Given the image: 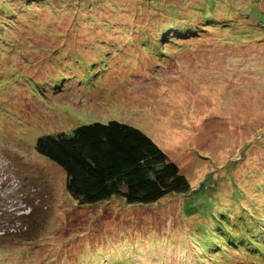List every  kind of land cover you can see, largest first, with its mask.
<instances>
[{
  "label": "rangeland",
  "instance_id": "rangeland-1",
  "mask_svg": "<svg viewBox=\"0 0 264 264\" xmlns=\"http://www.w3.org/2000/svg\"><path fill=\"white\" fill-rule=\"evenodd\" d=\"M10 1L14 12H17V16L11 14V18H20L22 15L37 18L33 13L42 16L40 23L30 26V29L25 28L27 32L18 29L15 35L8 38L11 44L17 45L14 54L23 58L21 49L25 55L28 54V39L33 42L35 37L37 45L43 47L46 24L50 22L46 26L47 30L57 27L51 23L54 22L52 18H56L54 11L60 6V0H38L28 10L24 4L33 0ZM99 1L101 8H97L100 11H92H95L93 13L100 21L108 23L110 19L125 24V19L115 18L126 11L130 13L132 6L138 11L142 22L127 25L113 22L105 29L89 19L82 25H88L84 33L81 21L62 17L56 19L59 21L58 32H54L63 31L64 34L66 29L72 31L73 27H77V38L74 40V35H69L67 39H71L67 43H74V46L84 41L85 36L81 37V34L94 38L95 48L90 46L85 51L75 48L86 55L87 63H90V57H94L97 67L104 57H116L117 68L121 73L127 72L125 78L111 71L113 65L108 67L104 75L87 77L80 73L78 79L70 77L65 73L66 70H73L75 64L81 63L80 60H74L72 57L75 56L62 57L49 66L45 55L50 53L37 49L35 44L30 56L39 57L41 64L29 62L33 57L22 60V63H15L14 60L18 58L9 57L4 62V68L10 74L0 69V264H58L61 256L66 258L74 253L70 251L72 246L69 244L64 247L70 239L78 242L89 234L90 238L95 237L96 231H103L100 224L104 222L103 218L110 220L112 216L114 207L110 210V206H115V201L80 210L69 205L66 199L56 202L58 196L55 191L60 193L64 188V174L54 166L48 167L52 172L46 178L38 171L45 160L36 152L35 142L43 131L51 133L61 129L71 133L79 125L113 119L143 128L155 122L158 124L164 118L168 125L161 122L158 127H151L156 131L153 135L158 133L165 142L166 150H171L173 159L183 170L188 172L189 167L206 165L213 171L211 177H221L216 183L222 186L227 184L222 181V176L226 178L233 174L235 179L237 169L243 167H235L228 172L229 165L238 161L242 165L249 161L259 162L263 167L253 170L255 176L251 181L258 180L264 185V141L257 142L264 138V0ZM4 7L0 0V23L9 25L10 21L4 18L8 16L2 9ZM22 8L26 9V13ZM68 9L77 13L74 6ZM90 25L96 28L90 30ZM223 27L231 30V33L235 31V35H243L245 41H235L232 36L228 40ZM4 33L7 35L10 31ZM165 34L177 40H166L163 38ZM56 39L51 40V44H58ZM104 40L109 43L103 44V50H100L98 45ZM227 40L228 45H217L225 44ZM203 41L207 44H203ZM162 42L170 48L166 52L169 56L161 57L165 50ZM74 46L70 50L72 55L76 52ZM20 65H28L27 70L30 72L26 73ZM80 66L86 74L89 66L84 63ZM134 66L137 68L133 71ZM52 71L54 73L51 74ZM136 72L139 74L136 75ZM49 76L53 77L50 81L52 87L56 84L58 90L48 95L43 93L47 83L43 80ZM11 83L13 86L9 87ZM173 112L176 120L183 122L182 125L170 123ZM188 129L190 131L186 133L189 134L183 135V131ZM247 145L249 150L245 149ZM193 148L204 151L206 157L200 161L191 153ZM204 159L207 164L202 163ZM212 162L214 164L210 165ZM208 167H202L201 173ZM196 173L188 177L195 179ZM257 173L260 175L257 176ZM205 175L206 172L202 178L206 180ZM39 186L46 188L38 191L35 187ZM53 187L54 192L51 191ZM46 189L49 198L46 197ZM212 191L208 185L203 186L190 194L187 204L194 207V201L199 200V207L213 214L221 206H217L211 198ZM184 201L183 196H169L164 200V211L146 209L144 214L119 210L123 213L121 217L124 215L123 224L129 226L141 218L149 219L156 224V229H164L166 235L169 232L176 233L171 230L179 226L183 235L176 234V237L186 240V244L194 245L187 234L189 222L182 221L180 214ZM245 201L247 204L254 203L253 194L247 195ZM156 210L166 212V220L162 219L161 212L155 213ZM239 216L247 224L246 231L237 245L232 246L235 252L231 248L227 252L223 251L225 254L222 255L228 256L225 263L246 264L248 261L247 264H264V207L259 213L249 210ZM162 242L163 239L159 244ZM205 246L208 249L210 247L209 244ZM163 250V253L154 255L153 252L144 253L137 249L132 255L116 256L110 261L111 264H159L160 260L161 264H173V254L172 257L169 255L168 247ZM216 251L221 252L219 249ZM194 252L180 247L176 254L178 264H200L202 253L195 255ZM77 254L80 256L77 264H104L110 255L98 249L83 257L84 251L80 248ZM209 264H218V261L213 258Z\"/></svg>",
  "mask_w": 264,
  "mask_h": 264
},
{
  "label": "trees",
  "instance_id": "trees-1",
  "mask_svg": "<svg viewBox=\"0 0 264 264\" xmlns=\"http://www.w3.org/2000/svg\"><path fill=\"white\" fill-rule=\"evenodd\" d=\"M37 1L38 0H33L30 3L24 4V8L28 10V8ZM40 1L42 0H39V2ZM1 2L5 5L2 9L5 11L6 15H8L4 16L5 21H10L9 25H2L0 23V55L3 56H0V69L4 73L10 74V72L4 68L6 67L4 62L9 57L18 58L17 60H14L15 63H22V60H28L29 57H33L29 62L33 61L34 65L36 63L41 64L39 57L30 56L31 53H33V49H35L34 47H36L45 53H50L45 55L49 66L50 63H55L62 57L72 56H75L72 57L74 60L78 59L77 61L80 60L81 63L89 66V69H86L85 74L81 70V63L75 64L73 70L69 69L65 72L70 77H76L78 79L80 73L87 77L96 74L104 75V73L109 70L110 65H113L111 71L113 70V73L117 72L119 76L125 78L124 76L127 72L123 71V73H121L122 71L117 68L116 63L118 61H116V57L111 55L104 57L100 61V65L97 67V62L94 57H90V63H87L85 61L86 55H83L75 48L78 47L84 51L89 50L90 46L95 48L96 45L94 38H87L86 35L81 34V37L85 36V38L84 41H79V45L74 46V43L72 45L67 43L69 41L71 42V39L67 40L69 39V35H74V40L77 38L79 34L77 27H73L72 31L66 29L64 34L63 31L61 33H55L58 30L57 22H59L56 21V19H61L62 17H66L72 21H81L80 26L83 25L84 21L86 22L91 19L92 22H96L98 26H104L105 29L107 27L109 28L114 21H111L110 19L108 20V23L104 20L100 21L93 13L95 11H92L95 9H97V12L100 11L98 10V8H101L99 0H60V6L54 11L56 13V18H52L54 19V22L51 23L54 24V26L57 25V27L47 30L46 26H49L50 22L46 24L44 28L43 47L37 45V39L35 37H33V42H31L32 39H28V54L25 55L21 49L23 58L14 54L13 51L17 48V45L15 47L11 44L8 38L11 35H15L18 29H23L27 32L25 28L30 29V26L40 23L39 20L42 16L40 13H33V16H37V18H33L31 15H19L20 18H11V14L12 16H17V12H14V7L11 5L12 2L10 0H1ZM71 6L76 8L77 13H72V11L68 9ZM24 8H22V11L26 13V9ZM52 8H54V6ZM125 9L127 8L125 7ZM108 13L111 16L109 9ZM111 17L114 18L113 16ZM139 17L138 11L131 6L130 13L126 11L124 15L115 18L116 20L125 19V24L114 23L120 25H127L132 22L140 23L142 22V19H139ZM89 28L90 30L91 28L95 29L96 26L90 25ZM87 29L88 25L82 26L84 33ZM6 30H9L11 34L9 33L5 35L4 32ZM38 30L41 31V28ZM215 30L219 29L216 28ZM223 32L228 40L232 36L235 41H245V37L241 34L235 35V31L231 33V30L223 27ZM57 37H59L61 43L59 39H56ZM109 38L114 40L113 37ZM163 38L166 40H177L176 37V39L171 38L170 34H165ZM55 39V42H59L60 44H51V40ZM110 39H108V41H111ZM14 40L19 41L18 39ZM228 40L225 44L217 45H228ZM108 41L104 40L100 42L98 45L100 50H103V44H108ZM203 44L207 43H204L203 41ZM233 44L234 43L230 45ZM65 45L67 46L66 48L63 47ZM161 45L163 49H165L164 52H160L161 57L169 56L166 52L170 51V48L165 47L163 42ZM73 46L74 51H76L74 53L75 55H72V52H70ZM142 49L144 48L142 47ZM144 50L147 51L146 49ZM150 50L151 49L148 51ZM113 51L115 50H112L111 52ZM151 52L153 51L151 50ZM107 53L108 52L105 51L106 55ZM122 57H126V55H123ZM28 65L30 66L31 64ZM28 65L27 67L26 65H24V67L23 65H20L21 68L27 71L26 73L30 72L27 70L29 68ZM3 68L6 71H4ZM96 68L99 69L97 70ZM136 68L137 66H134L133 71ZM52 73L54 72L52 71L51 74ZM138 74L139 73L136 72V75ZM51 80H53V77L50 76L46 80H43L47 82L45 91L43 92L44 94L47 93L49 95V92L52 94L58 90L56 84L52 87ZM11 86H13L12 83L9 87ZM84 87L85 86L83 85V88ZM80 90L83 91V89ZM170 118H172L170 123L178 122L180 125L183 124L180 119L179 121L176 120L174 112L170 115ZM161 122L168 125L165 123L164 118L158 122V124L155 122L152 123L151 126H145L143 128L129 122H121L113 119L108 122L82 124L75 127L71 133L61 129L58 131H52L51 133H44L46 131H43V133L36 138V152L45 160H43L44 162L38 167V171H41V174H44L43 178H46L48 173L52 172L48 167L53 166L58 170L61 169L64 174V188L61 189L60 193L55 191L58 196L56 202H62L63 199H66L69 201V205L73 208H79L78 210H80L88 209L92 205L101 204L103 202L111 203L112 201H115V206H110V210L111 207H114L111 211L112 216L109 218L110 220L104 217V222L100 223L103 231H96L97 233H95V237L92 238H90L91 234H89L87 238L81 239L78 242L70 239L64 247L69 244L68 246H72L70 251H74V253L66 258L63 256H61L60 259L58 258L60 262L58 264H62L63 261H65L64 264H77L78 257L80 258L77 254L79 248L82 252L84 251L83 257L86 256L87 253L89 254L93 250L98 249L109 252L110 255L108 256V260L104 261V264H111V258L114 260V257L116 256L122 257L123 255H132L137 249L144 253L153 252L154 255H157L160 254V252L163 253V249L168 247V251H170L169 255L172 257L171 254H173L174 256L173 264L179 263L178 259H176V254L178 249L182 246L196 251L194 252L195 255H197V253L200 254L201 252L202 257L200 264H209L213 261V258L218 261V264L221 262L226 264L225 261L228 256L222 254H225L224 252H227L230 248V250L235 252V248L232 246L237 245V241L243 236L247 226L246 223L241 221L239 215L243 212L248 213L249 210H257L259 213L264 207V185L258 183V180L251 181L253 176H255L253 175V170L263 167V165L259 162L255 163L253 161L246 162L243 165L238 161L235 164L229 165L230 168L228 172L235 169V167H243L237 169L238 172H236L237 176L235 179H233L235 176L233 174L228 175L226 178L222 176V181H226L227 184L218 186L216 180H220L221 177L220 179L217 175L211 177L213 171H210L209 167L206 165L189 167L188 172L181 168L178 162L173 159L171 150H166L167 147L164 140L158 135V133L153 135L156 131L152 128L158 127ZM186 131L190 130H184L183 135L189 134L186 133ZM262 141H264V138L257 142ZM248 148L249 145H247L245 149ZM191 153L200 161L206 157L204 151L199 150L198 148H193ZM202 163L207 164V161L204 159ZM213 164L214 162L210 165ZM216 165L218 166V163H216ZM256 165H259V167H256ZM202 167H208V170H204L203 172V174L206 172V180L205 178H202ZM249 167H252L251 170H248ZM193 173L198 175L195 176V179L192 177L189 178L188 175H192ZM258 175H260V173H257V176ZM35 185L37 186V184ZM207 185L209 188L213 189L211 192V198L215 201L217 206H221V208L218 207L215 209L216 211L213 214L208 213L206 210L199 207V200L194 201V207L187 204L191 193L199 191L203 186ZM44 188L46 187H35L38 191H42ZM228 189H230V191ZM45 191L46 197L49 198L47 189ZM51 191L54 192V187ZM251 194H253L255 202L247 204L245 199H247V195L249 196ZM40 195H42V192ZM174 195L183 196L185 199L184 203H181L182 210L180 214L182 213V221L189 222L190 227L187 234L192 239L194 245L186 244V240L178 237L183 235L179 226H177L176 230H171L176 233L169 232L166 235L167 232L164 229H156V224L149 219L141 218L132 222L129 226L123 224L125 221L123 218L124 215L121 217V214L123 213H121L119 209H122L123 212H133L137 214H144V210L146 209H163L162 211H164V200L167 197ZM29 200L31 202V199ZM31 206H34V204ZM60 206L63 207V205ZM64 209L66 210L65 207ZM54 212H56V208H54ZM160 212L161 210L155 211V213ZM89 215L91 214L89 213ZM161 215L164 220L166 212H161ZM55 216L57 219L59 218L57 215ZM176 234H178L177 237ZM162 239L163 242L159 244ZM93 241L94 247L92 245ZM103 244L104 246L102 247ZM205 244H209V249ZM84 248L86 249L84 250ZM216 249H219L221 252L216 251ZM67 252L68 250L65 251V253ZM220 257H223L224 259H221ZM150 260L152 261L153 259ZM79 261H81V259ZM161 262L162 261L159 260V264H161ZM79 263L80 262H78V264ZM142 263L145 264L144 262ZM245 263L247 264L249 262L246 261ZM252 264L254 263L252 262Z\"/></svg>",
  "mask_w": 264,
  "mask_h": 264
},
{
  "label": "clouds",
  "instance_id": "clouds-1",
  "mask_svg": "<svg viewBox=\"0 0 264 264\" xmlns=\"http://www.w3.org/2000/svg\"><path fill=\"white\" fill-rule=\"evenodd\" d=\"M24 213H26V211H24Z\"/></svg>",
  "mask_w": 264,
  "mask_h": 264
}]
</instances>
